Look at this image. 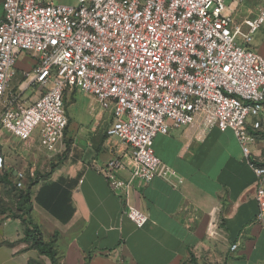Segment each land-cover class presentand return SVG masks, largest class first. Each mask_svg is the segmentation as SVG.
<instances>
[{
    "label": "built area",
    "instance_id": "built-area-1",
    "mask_svg": "<svg viewBox=\"0 0 264 264\" xmlns=\"http://www.w3.org/2000/svg\"><path fill=\"white\" fill-rule=\"evenodd\" d=\"M246 0H3L0 20V132L27 142L36 128L54 155L67 127L64 97L75 91L96 99L113 121L107 136L131 153L129 181L112 159L102 171L122 202L123 215L142 229L148 217L130 204L134 181L183 180L155 156L153 140L188 126L203 114L201 129L230 130L253 172L258 220L264 213V158L253 157L264 109V56L250 49L264 24L236 21ZM22 54L34 61L11 87ZM249 120L253 121L251 130ZM1 161V160H0ZM33 178V175H30ZM16 172L13 185L24 187ZM236 245L231 247V251Z\"/></svg>",
    "mask_w": 264,
    "mask_h": 264
},
{
    "label": "crops",
    "instance_id": "crops-1",
    "mask_svg": "<svg viewBox=\"0 0 264 264\" xmlns=\"http://www.w3.org/2000/svg\"><path fill=\"white\" fill-rule=\"evenodd\" d=\"M253 51L264 56V41ZM25 55L26 64L15 68L19 73L33 68V59ZM71 97L62 155L52 167L40 164L43 155L32 137L27 143L0 132V264H50L23 240V220L38 227L44 243L53 242L58 264H264V213L259 221L255 177L232 131H203V114L197 113L188 126L154 138L155 156L183 182L174 187L156 177L132 183L130 204L148 217L137 229L102 175L110 160L119 159L118 178L129 181L131 176L130 151L107 136L112 111L83 93ZM78 97L86 100L84 112L71 118L67 109ZM259 121L251 147L256 159L264 158V109ZM16 172L26 180L37 177L30 188V212L22 219L13 218L19 200L9 190Z\"/></svg>",
    "mask_w": 264,
    "mask_h": 264
},
{
    "label": "rangeland",
    "instance_id": "rangeland-1",
    "mask_svg": "<svg viewBox=\"0 0 264 264\" xmlns=\"http://www.w3.org/2000/svg\"><path fill=\"white\" fill-rule=\"evenodd\" d=\"M3 0H0V4ZM264 6V0H246L242 5L239 6V10L238 13L236 15V21L237 22H241L244 18H254V15H250V11L255 14L257 13L258 9L260 7ZM1 14H2V8L0 7V20H1ZM264 24L261 26V28L253 35V39H252V43L250 44V49L253 50V46L258 45L259 43L263 42L264 40ZM27 61V55H22L15 63V68L20 69L22 68V64H26ZM16 69H14L15 72V76L12 78L11 80V87L15 88L17 87V85L22 81V76L21 73L17 72ZM74 93V92H73ZM73 93H66L64 100H65V110H66V105H68L71 102L72 98V94ZM86 104V100H84L83 98H79L77 99L76 103L74 105H71L67 111L68 114L71 118H73V116H75L76 114H80L84 112V107ZM32 139H33V145L35 146L36 151H38V153H41L43 156L42 158H40V164L43 161H46L48 164L50 163V166H53V162L54 161H58V159L61 157L62 154H56L54 155L53 153L49 152L47 150V148L45 147V144L43 142V140L40 137L39 134V127L36 128L34 130V132L31 135ZM28 143V142H27ZM47 151V153L49 154V158L47 157V153H45V151ZM47 154V155H46ZM39 174L41 175L42 173L39 172ZM42 176V175H41ZM43 178V176H42ZM10 185V191L14 192L16 197H18L20 195V190L16 189L14 187V185L9 182ZM20 205V202L18 203ZM18 205V206H19ZM28 205L27 207H24V209H28ZM9 210V213L12 212V210H10L9 208H7ZM13 216L15 217H21L19 213H17L16 211L13 213Z\"/></svg>",
    "mask_w": 264,
    "mask_h": 264
},
{
    "label": "trees",
    "instance_id": "trees-1",
    "mask_svg": "<svg viewBox=\"0 0 264 264\" xmlns=\"http://www.w3.org/2000/svg\"><path fill=\"white\" fill-rule=\"evenodd\" d=\"M3 2V1H2ZM2 2L0 4V7H2ZM2 18V14H1ZM6 178V177H5ZM44 178V177H43ZM37 182V177L34 178H27L24 187L20 189V195L18 198V203L20 202V205L17 203L16 211L17 213H20L21 217H15L13 218H20L22 219L23 215H28L30 212V188L34 185V183ZM15 187V186H14ZM16 188V187H15ZM19 205V206H18ZM29 206L28 209H24V207ZM23 223L26 225L24 230V241L30 242V248L36 250L40 255L48 258L50 260V264H58L57 262V255L56 250L54 249L53 242L50 243H44L41 238V233L37 226L33 225L31 221H25L23 220Z\"/></svg>",
    "mask_w": 264,
    "mask_h": 264
}]
</instances>
